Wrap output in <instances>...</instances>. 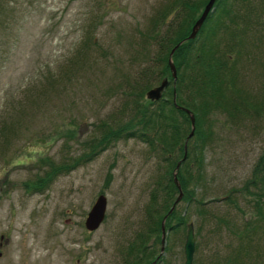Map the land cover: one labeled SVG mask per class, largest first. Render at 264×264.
I'll list each match as a JSON object with an SVG mask.
<instances>
[{"label": "rangeland", "instance_id": "rangeland-1", "mask_svg": "<svg viewBox=\"0 0 264 264\" xmlns=\"http://www.w3.org/2000/svg\"><path fill=\"white\" fill-rule=\"evenodd\" d=\"M0 1V264H123L130 241L142 237L151 244L154 239L146 228V207L161 179L163 157L172 152L160 143L152 148L154 140L137 134L110 132L135 114L139 89L142 101L148 85L170 76L169 68L155 60L160 46L155 41L166 24L156 28L152 19L174 2ZM235 4L252 5L258 12L252 19L260 18V26L251 35L256 25L249 23L248 44L217 50L230 59L231 100L245 113L213 107L205 114L210 140L203 190L217 195L205 208L224 217L200 214L195 203L182 198L177 203L194 222L196 264L231 257L244 244V235L239 236L244 219L256 214L254 192L259 190L253 183L249 191L231 194L233 200L224 197L231 186L242 187L264 160V111L251 106L264 98V3ZM225 41L221 35V46ZM181 145L176 144L174 158ZM99 194L107 198L106 215L99 227L88 230L85 218ZM185 234L182 227L168 233L158 264L184 263ZM250 240L245 260L264 264V232L250 233Z\"/></svg>", "mask_w": 264, "mask_h": 264}, {"label": "trees", "instance_id": "trees-1", "mask_svg": "<svg viewBox=\"0 0 264 264\" xmlns=\"http://www.w3.org/2000/svg\"><path fill=\"white\" fill-rule=\"evenodd\" d=\"M173 2V11H175L174 4H179L178 9L174 12L177 14L178 21L173 25H171L172 23L168 25V27H172V30H167L161 39L155 41L154 35H152V39L160 45L158 46V54L155 60L165 68H169L168 57L171 48L183 40L173 53V61L177 68V77L175 80L176 102L189 108L194 113L195 130L193 136L188 141L186 159L177 169V177L183 191L182 199L195 203L198 206V213L203 215L204 213H209L211 214L210 217H218L220 220L224 215H219L216 212L212 213L205 208V205L208 204L207 202L217 200L216 193L206 194L203 190L207 184L204 168V149L210 140V131L206 128L208 123L206 125L204 124L205 114L213 107H219L231 115L237 109L242 113H245V110L240 108V102L231 100L230 92L235 89V85L234 78L231 74L228 75V72L231 71L232 64L229 58H227L228 61L222 58L223 53H217V50L221 49L226 52L228 47L231 48V45L236 47L238 44H248L249 42L247 41H249L248 37L250 33L244 35V32L248 28L249 23H251L250 28L256 25L251 35L255 34L259 30L257 25L258 27L260 26V23H258L260 18L255 22L253 21L252 17L256 16L258 12L252 5L244 4V8H239L240 5L235 4L236 7L232 5L234 0H215V7L213 6V10L207 16L196 37L200 38L198 44L195 41L196 38L192 40L185 38L189 34L191 26L195 21L194 15L196 14V9L200 5L204 6L207 0H173ZM242 9H245L244 14ZM248 12H250L249 16ZM167 18L166 11H164L161 14L159 13L152 21L153 24L164 23L167 26ZM243 23L245 26L242 25ZM221 35L226 37V44L224 43V46H221ZM260 35L262 37L264 33ZM181 53L183 54L182 59L179 58ZM229 56L227 55L226 57ZM158 58L162 59L159 60ZM176 58H179L177 59L179 63L176 61ZM182 67L184 70L179 74L178 72ZM165 76L170 81L172 80L171 74L170 76L163 74L162 77ZM143 77L145 78V76H141V78ZM136 80L138 81L139 79ZM149 87L151 86L148 85L147 89ZM183 92L187 94V97L181 96ZM142 93L143 87L136 92L138 96L133 99V103L137 106L135 114L125 123L121 122L113 126L114 129L110 132V136L115 135V133L122 134L124 132L126 134H137L139 137L144 140H149L151 143L154 140L155 144L152 145V148H155L160 143L162 149L166 150V147H168L172 153L168 156L164 155L163 157L166 163L164 164L163 171H159L157 175L158 179H161L156 181V187L152 188L151 196L146 207V228L150 233L155 235L154 239L151 244H145L142 237H139L138 240L130 241L124 254L125 259L123 257V264H148L155 258V264H158L164 260L163 253L159 254L161 245V221L178 194L172 173L177 160L183 155V146L181 145L178 158H174L173 152L177 148L176 144L184 142L185 137L190 131V119L187 113L177 108L172 102V86L167 87L162 97L155 101L147 98H143L144 100L142 101L138 100L139 97H143L144 93L143 95ZM244 104L247 105V101ZM251 106L257 112L260 109L264 111V98H261L260 105L251 104ZM108 133L109 130H105L104 135ZM152 133H155L153 137H151ZM171 156L174 159H171ZM64 166L61 164L58 170L63 169ZM263 173L264 160L262 158L255 164L252 176L242 184V187L231 186L225 193L224 197L226 200L232 199L231 194L242 191L247 192L249 191V184L253 183L259 190L254 192L257 195L254 201L256 214L253 219H250V217L245 218L239 229V236L244 235L242 238L243 241H241L244 244L242 245L240 243L238 249L234 253L232 251L231 257L229 255L226 256L224 262L219 258L213 257L211 258L210 264H250L245 260V255L249 254L246 253V248L248 242H251V240L249 241L250 233L258 234L259 232H264ZM260 178L262 179L259 181ZM198 192L199 194H197ZM226 213H228V209ZM189 221L190 218L187 213L181 212L176 205L165 219V227L167 230L165 242H168V233L178 230L179 227L185 229ZM227 223H229V220H227ZM217 226L215 225L214 228ZM196 233H198V229ZM193 264L196 263L194 262ZM251 264H256V262L252 261Z\"/></svg>", "mask_w": 264, "mask_h": 264}, {"label": "water", "instance_id": "water-1", "mask_svg": "<svg viewBox=\"0 0 264 264\" xmlns=\"http://www.w3.org/2000/svg\"><path fill=\"white\" fill-rule=\"evenodd\" d=\"M215 0H207V2L205 3V6L203 8V10L201 11L200 15L198 16V18L195 20V22L193 23L192 27H191V31L188 34L187 38H194L197 34V32L199 31L200 27L202 26L206 16L208 15V13L211 11L213 4H214ZM183 40L179 41L176 45H174L170 52H169V57H168V63L171 69V73H172V77L173 80H175L176 78V68H175V64L174 61L172 59V54L174 52V50L179 46V44L182 42ZM168 82V77H164L160 83L158 85H155L153 87H150L149 89H147L146 91V97L154 100V99H159L161 94H162V90L165 87V85ZM175 100V97H174ZM184 109L189 113V117H190V121H191V130L189 132L188 138L194 133V128H195V117L194 114L189 110V108L184 107ZM187 138V140H188ZM186 148H187V141L185 143L184 146V157L186 156ZM180 161L177 163V167H179ZM173 179L174 182L179 190V193L177 195V197L175 198L173 204L171 205L170 209L168 210V212L164 215L163 219H162V223H161V250L163 251V247H164V238H165V225H164V221L165 218L167 216L168 213H170L172 211V209L175 207L176 203L180 200V198L182 197V189H181V185L178 181L177 178V171L174 170L173 171ZM106 206H107V199L106 196L104 194H99L98 197L95 199L94 203L92 204L90 210L87 213V216L85 218V226L86 228L93 230L95 228H97L100 223L102 222V220L105 217V212H106ZM195 232H194V225L193 222L190 221L187 224V230H186V235H185V241H184V255H185V259H184V264H192L193 261V255H194V251H195ZM155 260L152 261L149 264H154Z\"/></svg>", "mask_w": 264, "mask_h": 264}, {"label": "flooded vegetation", "instance_id": "flooded-vegetation-1", "mask_svg": "<svg viewBox=\"0 0 264 264\" xmlns=\"http://www.w3.org/2000/svg\"><path fill=\"white\" fill-rule=\"evenodd\" d=\"M169 9H168V11H166V16H168V18H167V22H168V24H167V26L164 28V31H163V33H165L167 30H172V27L171 26H169L168 27V25H170L171 23V25H173L174 23H176L177 21H178V19H177V14L175 13V14H172V15H170L169 16V12L172 10V7H168ZM178 9V8H177ZM177 9H174V10H177ZM173 11V10H172ZM171 11V12H172ZM159 25H164V23H160V24H158L157 23V26H156V28H158V26ZM200 31V30H199ZM152 33H153V35L156 37V30H155V28H153V31H152ZM199 34V32L197 33V35ZM163 35V34H162ZM162 35H160L159 36V38L158 39H161V37H162ZM197 37V36H196ZM195 37V38H196ZM173 88V87H172Z\"/></svg>", "mask_w": 264, "mask_h": 264}, {"label": "bare ground", "instance_id": "bare-ground-1", "mask_svg": "<svg viewBox=\"0 0 264 264\" xmlns=\"http://www.w3.org/2000/svg\"><path fill=\"white\" fill-rule=\"evenodd\" d=\"M124 263V262H123Z\"/></svg>", "mask_w": 264, "mask_h": 264}]
</instances>
